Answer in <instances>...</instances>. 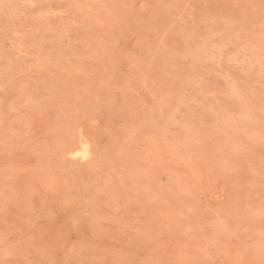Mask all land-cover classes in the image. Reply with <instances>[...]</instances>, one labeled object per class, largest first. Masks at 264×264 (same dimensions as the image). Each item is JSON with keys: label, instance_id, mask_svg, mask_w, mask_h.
Masks as SVG:
<instances>
[{"label": "rangeland", "instance_id": "rangeland-1", "mask_svg": "<svg viewBox=\"0 0 264 264\" xmlns=\"http://www.w3.org/2000/svg\"><path fill=\"white\" fill-rule=\"evenodd\" d=\"M0 264H264V0H0Z\"/></svg>", "mask_w": 264, "mask_h": 264}, {"label": "bare ground", "instance_id": "bare-ground-1", "mask_svg": "<svg viewBox=\"0 0 264 264\" xmlns=\"http://www.w3.org/2000/svg\"><path fill=\"white\" fill-rule=\"evenodd\" d=\"M79 141V140H78ZM79 143H80V148H79V150H76L78 153H76V154H74V155H78L77 157H82V158H84L85 156H86V149H85V142L84 141H79ZM79 145V144H78ZM85 149V150H84ZM88 150V149H87ZM89 151V150H88ZM88 155H89V153H87Z\"/></svg>", "mask_w": 264, "mask_h": 264}]
</instances>
